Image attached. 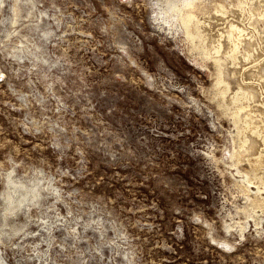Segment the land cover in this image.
<instances>
[{"label":"rangeland","instance_id":"1","mask_svg":"<svg viewBox=\"0 0 264 264\" xmlns=\"http://www.w3.org/2000/svg\"><path fill=\"white\" fill-rule=\"evenodd\" d=\"M171 2L0 0V264H264V0Z\"/></svg>","mask_w":264,"mask_h":264},{"label":"bare ground","instance_id":"2","mask_svg":"<svg viewBox=\"0 0 264 264\" xmlns=\"http://www.w3.org/2000/svg\"><path fill=\"white\" fill-rule=\"evenodd\" d=\"M171 1V0H170ZM173 2L168 3L169 7L174 10L177 11L181 14V17L184 16V11L186 10L187 7H191L192 6V1L187 2L185 5L181 6V4L177 3L176 1L174 2V0H172Z\"/></svg>","mask_w":264,"mask_h":264}]
</instances>
